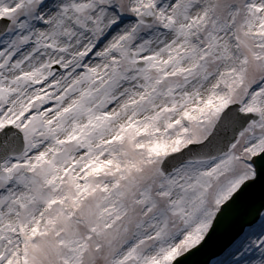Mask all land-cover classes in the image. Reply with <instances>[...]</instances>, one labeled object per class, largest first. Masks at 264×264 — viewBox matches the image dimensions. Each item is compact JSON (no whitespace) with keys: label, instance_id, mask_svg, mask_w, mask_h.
<instances>
[{"label":"snow or ice","instance_id":"snow-or-ice-1","mask_svg":"<svg viewBox=\"0 0 264 264\" xmlns=\"http://www.w3.org/2000/svg\"><path fill=\"white\" fill-rule=\"evenodd\" d=\"M0 264H264V0H0Z\"/></svg>","mask_w":264,"mask_h":264}]
</instances>
